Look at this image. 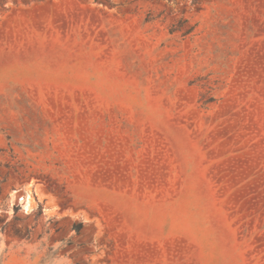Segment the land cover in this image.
Here are the masks:
<instances>
[{"label":"rangeland","instance_id":"374dc122","mask_svg":"<svg viewBox=\"0 0 264 264\" xmlns=\"http://www.w3.org/2000/svg\"><path fill=\"white\" fill-rule=\"evenodd\" d=\"M0 264H264V0H0Z\"/></svg>","mask_w":264,"mask_h":264},{"label":"trees","instance_id":"16d2710c","mask_svg":"<svg viewBox=\"0 0 264 264\" xmlns=\"http://www.w3.org/2000/svg\"><path fill=\"white\" fill-rule=\"evenodd\" d=\"M96 1H102V2H106V3H111V0H96Z\"/></svg>","mask_w":264,"mask_h":264},{"label":"bare ground","instance_id":"6f19581e","mask_svg":"<svg viewBox=\"0 0 264 264\" xmlns=\"http://www.w3.org/2000/svg\"><path fill=\"white\" fill-rule=\"evenodd\" d=\"M27 200V205L29 204V197L26 199ZM26 208V207H25Z\"/></svg>","mask_w":264,"mask_h":264}]
</instances>
